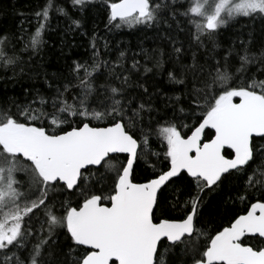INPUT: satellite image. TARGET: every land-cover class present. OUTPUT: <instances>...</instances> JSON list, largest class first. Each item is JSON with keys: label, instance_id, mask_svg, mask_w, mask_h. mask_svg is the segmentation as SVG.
Returning <instances> with one entry per match:
<instances>
[{"label": "snow or ice", "instance_id": "1", "mask_svg": "<svg viewBox=\"0 0 264 264\" xmlns=\"http://www.w3.org/2000/svg\"><path fill=\"white\" fill-rule=\"evenodd\" d=\"M93 9L156 47L113 60L94 31L88 59L44 71L53 14L80 29ZM34 15L27 39L0 30V264H264V43L239 33L217 54L239 18L264 25V0H45ZM167 63L171 94L150 83ZM25 80L23 100L6 95ZM233 182L229 201L260 197L210 234L207 196Z\"/></svg>", "mask_w": 264, "mask_h": 264}, {"label": "trees", "instance_id": "2", "mask_svg": "<svg viewBox=\"0 0 264 264\" xmlns=\"http://www.w3.org/2000/svg\"><path fill=\"white\" fill-rule=\"evenodd\" d=\"M63 2V0H60ZM45 3V0H0V30H7L19 35H23L27 39L30 34L36 28V17L34 13ZM70 15L74 18H78L79 14L72 9L71 4H67ZM105 14L103 10L97 11L93 9L89 11L87 17L83 22V27L75 29V26L71 25V21L63 16L53 14L51 20L50 30L46 31L44 39L46 43L39 56L35 57V61L40 67L48 72L52 73H65L67 74L68 66L71 65L73 60L88 59L91 54L89 48V39L92 33L95 31L99 37L106 39L109 43L110 57L115 60L118 55L119 49H131V51H139V46L151 49L156 47L152 37V33L148 32V38H145V34L138 30L124 29L118 32H107L104 28ZM71 27L72 30H69ZM21 29L25 31L21 33ZM87 33L83 35L81 33ZM252 32L255 36V49L258 50L261 43H264V25H261L259 21L255 23L239 18L236 22L231 24L228 28L221 30V35L218 40L221 43V48L217 50L218 55H222L228 44L239 33H243L244 37H247L248 33ZM104 39L97 41L98 46H101ZM20 44H17L19 47ZM168 48L167 44L162 45ZM211 44L209 43V49ZM131 51L129 56H131ZM205 51L200 49L197 53L201 58L204 57ZM27 59V54H25ZM143 63V57H138ZM191 53L185 57L186 62H190ZM131 60L129 59L128 65L130 66ZM151 67V63H149ZM172 67L171 63H167L164 66V71L156 75L154 79H151L150 83L158 86L165 92L171 94L172 89L175 87L168 83L166 72ZM155 71V70H154ZM0 75L11 76V71L7 73L0 72ZM153 77V73H149L145 79ZM264 78V77H261ZM3 80H0V94L5 93L3 87ZM29 81L25 80L23 83H14L9 81L6 88L7 96H17L20 100H23L21 93L22 87H27ZM38 86L45 88L42 79L38 82ZM159 104V101H158ZM162 108V105H160ZM170 112L171 110H166ZM163 111L161 115H163ZM152 149L154 151H161V147L158 142L153 141ZM153 159H155L153 157ZM162 159V157H161ZM151 172V169L145 170V166H142L137 170L136 179L143 181L146 175ZM236 183H230L218 192L211 193L207 196L206 203L202 209V219L204 226L208 229L210 234H215L216 231L221 230L222 227L227 226L228 222L238 214H243L252 202H255L260 193L253 191L249 193V199L241 202L239 199H235L234 202L229 201V196H235ZM185 198V194L181 195V199ZM227 201V203H226ZM170 217L176 218L182 215L180 212H168Z\"/></svg>", "mask_w": 264, "mask_h": 264}]
</instances>
